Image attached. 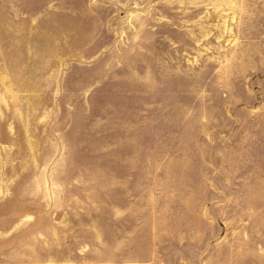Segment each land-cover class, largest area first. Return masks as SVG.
Listing matches in <instances>:
<instances>
[{"label": "rangeland", "instance_id": "1", "mask_svg": "<svg viewBox=\"0 0 264 264\" xmlns=\"http://www.w3.org/2000/svg\"><path fill=\"white\" fill-rule=\"evenodd\" d=\"M0 264H264V0H0Z\"/></svg>", "mask_w": 264, "mask_h": 264}]
</instances>
